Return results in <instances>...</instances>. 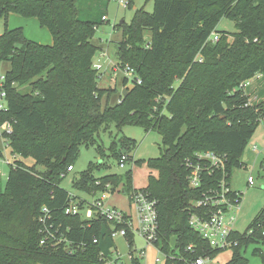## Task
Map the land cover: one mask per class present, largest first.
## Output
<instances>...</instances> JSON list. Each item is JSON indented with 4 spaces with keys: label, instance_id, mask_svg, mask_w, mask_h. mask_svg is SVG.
<instances>
[{
    "label": "trees",
    "instance_id": "trees-1",
    "mask_svg": "<svg viewBox=\"0 0 264 264\" xmlns=\"http://www.w3.org/2000/svg\"><path fill=\"white\" fill-rule=\"evenodd\" d=\"M152 4L151 12L135 8L130 23H120L123 40L116 44L117 63L131 67L141 82H134L110 105L115 89L98 85L99 72L93 66L98 47L91 38L98 22L81 19L76 0H0V18L7 20L11 13L35 18L52 37L51 44H41L26 38L21 27L0 34V64H10L5 71L8 109L1 120L12 122L7 135L11 152L33 161L27 165L15 158L0 188V264H102L100 255L111 258L113 224L98 213L90 219L65 214L70 193L60 186L71 172L67 167L74 170L80 146L95 144L96 135L110 124L119 129L135 125L161 135L163 151L146 161L156 175L149 174L147 185L136 189L129 170L95 177L98 164L89 163L75 187L92 196L119 186L128 197L135 190L147 191L156 200L154 245L165 255L163 264H186L219 250L189 226L188 216L200 211L193 203L217 186L222 172L202 173L200 187L192 188L185 162L194 161L199 152L225 155L229 183L233 169L244 165L240 159L257 125L264 126V100L250 104L243 89L257 74H264V0ZM103 16L100 13L105 22ZM222 18L232 20L236 30H218ZM146 29L149 40L144 38ZM26 84L30 90L23 93L19 88ZM128 84L123 76V87ZM134 147L133 139L122 137L112 143L109 155L118 164L122 155L126 162L139 163L131 155ZM97 150L103 154L100 145ZM72 199L81 208L88 202L74 195ZM43 207L58 227L57 236L64 238L57 244L52 239L40 243ZM126 230L130 245L132 231ZM233 238L238 244L225 264H248L243 255L247 246L264 243V205L246 231L234 232ZM253 254L264 264L258 248ZM129 255L130 264H141L132 251ZM114 264L122 263L115 258Z\"/></svg>",
    "mask_w": 264,
    "mask_h": 264
},
{
    "label": "rangeland",
    "instance_id": "rangeland-1",
    "mask_svg": "<svg viewBox=\"0 0 264 264\" xmlns=\"http://www.w3.org/2000/svg\"><path fill=\"white\" fill-rule=\"evenodd\" d=\"M76 5L81 19L96 20L97 28L91 42L98 47L97 52L93 57V64H100L102 68L98 71L100 79L98 85L100 87H112L115 92L110 97V105H114L123 87V71L121 68L112 70V67L117 63L116 44L123 40L122 28L120 21L126 24L130 23L135 8L143 7L145 11L151 12L153 8L152 0H134L131 5L124 7L118 3V0H76ZM100 13H104L106 21L100 19ZM36 19L25 18L17 14H9L7 20L0 18V34L4 30L21 27L26 38L41 44L46 41L45 35L50 33L46 28L40 27L39 24H34ZM218 30L233 32L236 30L232 20L222 18L217 24ZM151 32L146 29L144 38L150 39ZM46 44V43H44ZM10 64L3 61L0 64V71H7ZM178 81L174 83V86ZM20 91L26 93L30 90L28 84L21 86ZM105 104V99H102V106ZM128 137L135 141V147L131 152L134 160L139 163L128 162L124 167H120L117 160L110 154V146L113 142L118 143L120 138ZM0 135V152L3 158H7L12 162L15 158L22 159L27 165H32L33 161L30 158H22L11 152V148ZM95 144L84 145L79 148V155L74 163V170L68 172L60 182V186L67 190L70 194L76 196L77 199L87 201L93 198H102L103 201L110 207H115L119 210L127 212L132 211L129 197L123 193L121 187H117L113 191H105L90 195L84 191L77 189L74 181L80 177V174L88 168L89 163L98 164L93 170L95 177H101L107 174H123L126 171L131 172L132 181L138 186L147 183V177L150 174V168L147 167L146 161L149 158L158 157L163 151V143L161 135L157 131H145L142 127L135 125H124L120 129L114 124H110L108 128L101 129L96 135ZM97 145L103 149V154L97 150ZM256 145V151L252 150V146ZM120 148L118 147V151ZM15 155V157H14ZM241 162L244 164L241 167H236L231 173V188L241 192L240 211L235 222V228L238 232L246 231L252 219L255 217L260 208L264 205V126L263 123L257 125L251 139L246 146V149L241 157ZM9 165L0 158V188L4 187L7 179ZM37 170H43L41 166H36ZM248 176L253 178V183L247 182ZM135 220L133 219L132 241L128 245L126 237L117 236L114 238L115 247H113V255L117 257L122 264H130L129 252L132 251L134 256H137L141 264H163L165 259L164 253L157 249L154 245L147 243L135 230ZM258 248L264 257V243H251L245 249L243 255L248 260V264H261V257L253 254V249ZM232 247L219 249L212 256L211 264H225L232 257ZM142 256V257H141ZM159 262H156V258Z\"/></svg>",
    "mask_w": 264,
    "mask_h": 264
},
{
    "label": "built area",
    "instance_id": "built-area-1",
    "mask_svg": "<svg viewBox=\"0 0 264 264\" xmlns=\"http://www.w3.org/2000/svg\"><path fill=\"white\" fill-rule=\"evenodd\" d=\"M118 3L124 7L128 6L127 0H118ZM102 19L106 20V16H103ZM212 40L216 41L217 35H214ZM93 66L98 71L102 68L100 64H93ZM118 68H121L123 76H125L130 83L141 82L140 78L134 73V70L128 65L122 67L116 63L112 67V70L115 71ZM6 83V73L0 71V135L5 138L4 140L8 144L7 135L12 133V122L8 119L1 120V116L5 114L8 109ZM252 150L256 151L257 146H252ZM0 158L4 159V162L8 165L13 162H10L7 158H3L2 152H0ZM225 160V155H218L206 151L197 153L194 161L187 159L185 162L186 168L189 169V186L192 188L200 187L202 173L208 174L214 169L218 171L221 170L222 172V177L219 179L217 186L210 189L207 194H203L202 198L193 203V206L200 208V211H192L188 216L189 226L195 230L201 236V239L207 242L212 249H225L238 244V241L233 238V234L237 232L235 222L240 211L241 192L233 190L231 188V181L227 183L225 180ZM126 161L127 156L122 155L119 160V166L124 167V165L128 163ZM67 170L72 171L73 168L69 166ZM247 182L252 184L253 178L248 176ZM69 196L70 199L64 207L65 214H81L84 218L90 219L94 213H98L113 224V229L111 231L112 238L117 236L125 237L127 227L130 229L132 228L133 220L131 216L122 210L108 206L101 197L93 198V200L86 202L85 206L81 208L78 205V201L72 199L73 195L70 194ZM129 201L135 211L136 224L134 230L145 239L147 243L154 245L158 236L156 200L150 197L147 191L135 190L129 195ZM204 208H207V211ZM50 218L49 209L43 207L39 217V221L42 224V232L44 233L40 240L41 244L47 242L48 239L55 241L52 244H57L64 240L62 236H57L58 227H55L54 224L50 222ZM93 242H96V240H93ZM156 248L159 249L158 247ZM191 248V246H187L186 250H191ZM115 258L117 257H114L112 252L111 258H104L100 255L99 259L102 261V264H114ZM211 260L212 257L205 254L191 258L186 264H211ZM159 261L157 257L156 262Z\"/></svg>",
    "mask_w": 264,
    "mask_h": 264
},
{
    "label": "crops",
    "instance_id": "crops-1",
    "mask_svg": "<svg viewBox=\"0 0 264 264\" xmlns=\"http://www.w3.org/2000/svg\"><path fill=\"white\" fill-rule=\"evenodd\" d=\"M33 19H35V18H33ZM32 22H34V24H36V23L39 24L38 21H36V23H35V21H32ZM45 38H46V41H44V43H46V44L52 43L51 35L50 36L45 35ZM243 89H244L245 94H247V96L249 98L250 104L255 105V104L262 102L264 100V74H257L254 78H252L250 81H248L246 84H244ZM150 174L156 175V171L150 169ZM132 183H133V181H132ZM146 185H147V183L143 186H141V185L138 186L137 184L133 183V187L136 189L144 188ZM130 206L132 207L131 204H130ZM129 215L131 216L132 220L133 219L135 220V211H134L133 207H132V211L129 213Z\"/></svg>",
    "mask_w": 264,
    "mask_h": 264
},
{
    "label": "water",
    "instance_id": "water-1",
    "mask_svg": "<svg viewBox=\"0 0 264 264\" xmlns=\"http://www.w3.org/2000/svg\"><path fill=\"white\" fill-rule=\"evenodd\" d=\"M121 22H123V21L121 20L120 23ZM132 87H133V84L132 83L128 84L126 87H124L122 89L121 95L124 97L126 95V93H127V90L130 89V88H132ZM122 192L124 193V191H122Z\"/></svg>",
    "mask_w": 264,
    "mask_h": 264
}]
</instances>
